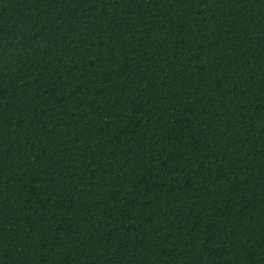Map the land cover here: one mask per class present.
<instances>
[{"label":"trees","instance_id":"1","mask_svg":"<svg viewBox=\"0 0 264 264\" xmlns=\"http://www.w3.org/2000/svg\"><path fill=\"white\" fill-rule=\"evenodd\" d=\"M0 264H264V0H0Z\"/></svg>","mask_w":264,"mask_h":264}]
</instances>
